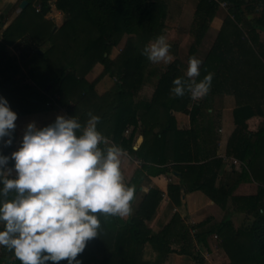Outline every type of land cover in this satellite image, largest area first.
<instances>
[{
    "label": "trees",
    "instance_id": "1",
    "mask_svg": "<svg viewBox=\"0 0 264 264\" xmlns=\"http://www.w3.org/2000/svg\"><path fill=\"white\" fill-rule=\"evenodd\" d=\"M27 1L29 3L26 8L0 35V95L7 98L18 116L66 108L71 117L76 116L81 110L84 113L87 109V111L93 110L97 104L95 100L98 99L94 91L98 80L88 83L85 77L96 64H101L104 68L102 75H109L117 80L116 98L113 100L114 103H111L116 107L113 115L110 116V120L113 119L111 132L108 131L113 143L124 150H131L137 130L139 131L140 124H144L145 120L140 113L141 109L145 108L148 112L156 111L157 114L161 111V107H164L167 119L162 126L163 129L144 143L139 156L144 161L159 164H165V160L169 157V160L176 163L173 169L180 173V183H170L167 194L177 207L183 205L184 190V194L202 192L227 211L231 190L226 187H215L216 175H212L210 170L212 162L199 164L208 155L207 152L202 153L203 144L198 142L192 125L197 123L202 109L196 103L188 110L191 99L187 91L183 96L174 95V98L170 96L174 87L172 83L174 78L189 79L181 75L182 64L175 60L169 65L168 70L160 75L153 99L144 107L142 104L134 106L131 104L134 95L145 84L147 57L141 54L142 50L150 40L161 33L164 34L166 4L162 0H55L53 3L50 0H42V9L32 7L34 14H31L27 12L31 1ZM221 3L227 4L228 11L232 15L223 21L214 44L202 60L200 75L196 79L199 81L209 72L213 74L207 97L222 92L225 82H234L232 88L230 86L226 89L236 96L238 105L234 110L237 129L229 141L228 154L245 163L253 177L260 179L264 184V120L256 133L249 130L250 126H255L256 119L264 115L262 108L264 52L255 49L259 42L257 31H264V0H199L195 12L199 23L195 21L192 26V32L198 39H201L202 33L207 30V25ZM257 5L262 8L263 14L255 19L253 29L245 32L240 26L244 11H253ZM52 6H55L65 17L64 23L56 31L53 23L46 20ZM4 19L3 16L0 17V27L4 26ZM25 35H31L33 40L39 42L53 44L42 54L38 50L30 54L22 44L16 43ZM124 35L128 36V39L120 54L113 60L110 57L112 49L121 44ZM56 38H61L68 44L64 42L62 46L57 43ZM12 45L17 47L20 56L9 52ZM65 47L69 49V54L73 53L72 57L63 50ZM50 54L51 56L57 54L60 57V63L58 62L60 66L51 72V77L39 73L45 68L44 60L46 62L51 58ZM23 66L29 67L28 79L32 83L26 82L21 88H14L19 85L16 77L23 70ZM152 73L150 72V75ZM49 86L50 90L47 91ZM42 89L47 91V94L43 93ZM51 91L52 94L49 93ZM242 97L248 100L242 103ZM173 111L188 114L192 127L186 126L187 128L180 129L172 115ZM156 114H152V117ZM154 127L155 125L153 129ZM249 135H252V138H249ZM14 137L16 139L15 130ZM11 151L13 150L9 149L4 153L10 154ZM154 167L143 165V169H147L152 176L166 174L169 171L165 167L159 169ZM142 176L143 172L137 171L132 180H138ZM128 185L134 188V196L130 201L132 206L135 200H138L136 198L138 190L134 183ZM263 197L264 188L255 196L232 199L233 204L246 202V208L254 214V221L250 226L236 228L233 218L226 214L221 222L215 223L213 228L204 233H199L197 227L211 222L212 218L194 226L198 232L195 237L206 243L203 241L205 234H208L206 232L218 235L221 238L220 246L229 258V264H264V205L258 209ZM143 198L139 202L137 215L130 216L126 221L115 216L117 220L115 223L111 216L98 214L101 220L99 236L87 243L84 249L85 255L90 252L93 244L100 246L101 251L106 250L107 244L104 245L105 237L102 230L108 228L118 231L117 224L123 229L115 235L118 250L98 264H161V258H165L170 252H175L169 247L168 242L172 240V235L186 228L179 222L180 215L176 214L162 232L153 234L147 222L153 219L163 199V192L157 189L151 190ZM182 241H187L186 234L182 237ZM147 243H152L153 249L145 248L144 245ZM148 250L152 253L157 252L154 260L146 259ZM2 251L4 255L0 257V264L2 260L16 264L15 261H10L11 252L3 247ZM180 251L186 253V247L182 246ZM83 252L78 254V257H82ZM193 259L197 264H205L204 259L199 256H193ZM47 264H67V261L66 259L60 262L49 261Z\"/></svg>",
    "mask_w": 264,
    "mask_h": 264
},
{
    "label": "clouds",
    "instance_id": "2",
    "mask_svg": "<svg viewBox=\"0 0 264 264\" xmlns=\"http://www.w3.org/2000/svg\"><path fill=\"white\" fill-rule=\"evenodd\" d=\"M171 44L161 33L143 48L153 63H170ZM202 60L189 57L186 76L173 79L171 91L193 100L206 96L213 74L197 81ZM81 122L58 114L44 126L29 122L19 147L6 154L0 147V246L20 264L67 261L82 264L78 254L99 236L98 214L126 216L134 188L124 181L125 150L98 129L91 112ZM18 113L0 95V145L14 143Z\"/></svg>",
    "mask_w": 264,
    "mask_h": 264
},
{
    "label": "crops",
    "instance_id": "3",
    "mask_svg": "<svg viewBox=\"0 0 264 264\" xmlns=\"http://www.w3.org/2000/svg\"><path fill=\"white\" fill-rule=\"evenodd\" d=\"M222 24L223 22L219 24V27L217 28V34ZM168 31H169L168 23H165L164 34L167 35ZM174 31L176 32V27L174 28ZM176 35L177 37L181 36L178 35L177 32ZM260 36L264 37L263 34H261ZM211 47L212 45L210 46V48ZM117 48L118 46L114 47L113 50L114 49L117 50ZM255 49L257 51L260 50L264 52V41L261 42L260 37H259V42L255 46ZM39 51L41 50H38V52ZM42 53L43 51H41L40 54ZM110 57L113 60L116 58V57L112 58V55ZM168 67L162 68L161 70H159V72L152 69L153 67L149 68L148 72L146 71L145 84L138 91V93L134 95L133 100H131V104H133V106L136 104L139 105L142 104L144 107L147 103H149L153 99L155 89L159 81V77L161 74L165 73L168 70ZM99 69L101 68L98 67V70ZM100 71L101 70H99L100 73L99 76H97V78H95L93 81L89 79L90 74L88 76L86 75L87 78L85 77L88 83H92L96 79L98 80L94 87V91L98 98L97 100H95V103L97 104L93 107V110L91 111H87L88 110L87 109L85 110L84 113V111L82 112L81 110L78 114H76V117L83 123L89 118L88 117L89 112L98 115L100 117V120L98 122L99 130L109 137L110 142H113L108 134L111 132V127L113 123V119L110 120V116L113 115L116 107L114 105H111V103H114L113 100H115L116 98V93L115 91H113V89L116 87V84L111 81V77L109 75H102L103 70L101 72ZM186 71H187V67L185 66L184 69H181V75L186 76ZM150 72L153 73L150 75ZM230 86L232 88L234 86V82L232 83L230 81L225 82L222 87V92L220 93L217 92L211 97H206L204 99V107L202 109L201 115L199 116L202 118L201 119L198 118V121L200 120V123L197 122L196 124L197 125L196 136L198 142L201 145L203 144L204 149L202 150V153L207 152L208 155V157L200 161L199 164L202 162H212V164L210 165V170H212V175H216L215 183H214L215 187L217 188L226 187L227 189L231 190V196L229 197L228 200L227 210L229 212L234 213V217H235L238 215L246 216L248 215L249 211L245 206L246 202L240 201V203L238 204H233L232 199L236 197L238 198V197L255 196L260 192L261 189L264 188V184L260 181V179H256L253 177L251 170L247 167L245 163L239 161L235 157L230 156L228 154L229 141L237 129V125H235L234 122V110L238 106L236 96L226 91V89H229ZM139 94L141 95V98H139ZM170 94H171L170 96L174 98L175 94L172 91ZM241 100L243 103L248 99L242 97ZM169 101H171V99H169ZM262 108L264 111V106ZM203 110H207L208 113L207 112L204 113ZM140 113L143 114L145 118L144 124H140V127L138 128L139 131L137 130V133L134 137V141L132 142L131 150H125V154L122 158V171H123L125 183L127 185L129 183H134V186L137 187L138 191L148 193L151 190L157 189L163 192V199L159 207L157 208L156 213L150 223L151 231L154 234H157L161 232V230L171 221V219L173 218L176 212H180L182 214V210H183L182 207H177L171 201V199L167 194L168 192L167 187L170 183L173 184L180 183V178H179L180 173H177L173 169V166L176 163H174L171 159L169 160V157L168 160H165L166 161L165 164L162 163L159 164V163L144 161V159L139 156V151L141 150L144 143L148 142L154 134L158 133L159 131H161V129H163L162 126L166 123V119H167L166 109H164V107H161V111H159V113L157 114L156 111L153 112L152 110H150L148 112L147 109L145 108H142ZM58 114L69 116L68 112L63 108L53 109L46 112L34 113L30 115L18 116V119L16 121L17 127L15 129L16 139L14 140V143L11 146L4 147L3 145H0V147L3 148L4 152L9 149L15 150L19 146V141L20 139H22L23 132L29 122L35 121L38 126H44L51 122H54ZM152 114H156L155 117H152ZM172 115L175 117L177 126L180 129L184 128V126L188 127L189 120H187L184 113L173 111ZM183 116L185 117V120L182 119ZM263 120H264V115L263 117H259L258 119H256L257 121L255 123L256 127L250 126L249 130L251 129V132L256 133V131L259 129L260 125L262 124ZM153 125H155L154 129H153ZM146 126H148L147 129ZM249 138H252V135H249ZM160 154H162V152H160ZM200 157H201V153H200ZM143 165L145 166L153 165L155 166L154 168L156 169L165 167L168 168L169 171H167L166 174H161L159 176H152L147 169H143ZM137 171H142L143 176L138 178V180L133 181L132 179ZM208 178L209 177H206V179ZM184 193L185 191L183 190L182 206L184 210L189 209L190 214L187 215L192 220H196L197 216L201 215V219L203 217L205 219L213 217L214 220L212 222L214 223H218L222 221L225 214V210H223L214 201L210 200L206 194L202 192H193L190 194H184ZM138 195L140 197V193ZM263 203H264V197L263 200L261 201V204ZM130 214L131 212L126 216L123 217L119 216V217L123 220H127ZM208 240L211 246V244H213L212 237L209 236ZM184 242L182 241L181 245L187 244V241ZM169 246H171V243L169 244ZM168 259L169 257L165 256V260L162 263L168 264Z\"/></svg>",
    "mask_w": 264,
    "mask_h": 264
},
{
    "label": "rangeland",
    "instance_id": "4",
    "mask_svg": "<svg viewBox=\"0 0 264 264\" xmlns=\"http://www.w3.org/2000/svg\"><path fill=\"white\" fill-rule=\"evenodd\" d=\"M22 1L23 0H0V17L3 16L5 18L4 19L5 20L4 26L0 27V35L3 33V31L9 25H11V23L24 10V9L20 8V4ZM30 1H31V6L28 8L27 12L34 14V10L32 7H34L35 9H39V10L42 9V0H30ZM50 1L53 3L55 0H50ZM162 1L167 6L166 23H168L169 31L167 32L166 36L168 38V42L171 44L170 52L173 56V59L170 63H163V62L153 63L147 59V66H146L147 72L149 71V68H152V67H153L152 69L159 72V70H161L162 68H167L175 60H178L182 64V66H183L182 69H184L185 66L188 68L189 57H191L193 55H195L196 57L203 60L206 57L207 53L209 52L210 46L213 45L215 42V39L217 37V35H216L217 34V28L219 27V24H221L228 16L232 15L228 11L227 4L221 3L220 8L218 9V11L214 15V17L210 20L209 24L207 25L208 26L207 30L204 33H202L203 35L201 36V39H198L194 35V33L192 32V30H193L192 26H194L195 21H196V23H199V20L195 17V12L197 10L199 0H162ZM262 14H263V10L258 5L256 6L255 10H253V11L245 10L244 15H243V20L241 22V27L245 31H249V30L253 29V27L255 25V19L260 18L262 16ZM64 18H65L64 14H62L60 11H58L55 6H52L51 12L49 14H47V16H46V20L51 21L53 23V25L55 26L54 31H56L58 28H60V26L64 23V20H65ZM200 22H201V20H200ZM175 27H176V32L178 33V35H181L180 37H177L176 32L174 31ZM257 32L259 33V37H260L261 42H263L264 37H261L260 35L261 34L264 35V31L261 30V31H257ZM127 39H128V36L124 35L122 38V42L118 46L117 50L112 49V52H111L112 58H115L118 54H120V52H121L123 46L125 45ZM56 40H57V43H59L62 46H64V42H66L61 38H56ZM17 42L22 44L24 46L25 50L29 51L30 54H32L36 50L48 51L47 49L51 46V44H53L52 42L43 43L42 41L39 42V41H36L35 39L33 40V37L31 35H25V36H23V38L18 39V41H16V43ZM63 50L67 51V54L69 57H72L73 53L69 54V49H67L65 47V49H63ZM9 52L12 55L20 56V52H18L17 47H15L14 45L10 46ZM50 56H51V54H50ZM59 58L60 57L56 54V55L51 56V58L48 61L45 62V60H44L43 66L45 68H42V70H40L39 73L40 74H48V76L51 77L52 76L51 72L55 68H58L60 66V64H59L60 59ZM21 63H23V61H21ZM57 64H59V65H57ZM98 67L101 68L99 70H101V71L103 70V66L101 64H96L90 70V72L87 74V76L90 74L89 79H91L92 81L95 78H97V76H99V74H100ZM28 70H29V67L23 66V70L16 77L19 85L14 86V88H21L22 84L26 83V82L32 83V81L30 79H28V75H29ZM24 74H26V75H24ZM87 76H86V78H87ZM86 78H85V80H86ZM108 80H109V77H108ZM111 81L115 84L117 82L115 77H111ZM48 90H50V87ZM115 90H116V87L113 89V91H115ZM47 91L42 89L43 93H46ZM49 93L52 94L53 91H51ZM151 96H152V94H151ZM189 96H190V94H189ZM206 97L204 96V97L200 98L199 100H193L190 96L191 101L188 105V110H190L193 107V105L196 103L198 104V107L200 106L201 109H203L204 99ZM208 97H211V96H208ZM139 98H141L140 94H139ZM74 101H76V100H74ZM73 105H74V103H72V106ZM63 109L66 110V108H63ZM203 111H204V113L207 112V110H203ZM184 115L187 118V120H189L188 121L189 125L187 123L188 128H191L193 126V128L196 131V129H197L196 124L197 123L195 125L191 126L189 115L186 113H184ZM198 116H200V115H198ZM185 117L183 116L182 119L185 120ZM198 118L201 119L202 117H198ZM198 118H197V122L200 123V120L198 121ZM184 127H186V126H184ZM138 192L140 193L141 198L139 197V195H136V198H138V200H135L134 204H132V208H131V214L132 215L130 214V216H136L137 215V211L139 208V202L142 201L144 199L143 198L144 195L147 194V193L141 192V191H138ZM263 205H264V203L261 204V206L258 207V209L261 208ZM180 207H182V209H183L182 214L180 212H176L174 214V216L176 214H179L181 217L179 222H181V224L185 225L186 228H185V230L183 229L182 231L177 232L176 234L172 235V238H171L172 240L170 241L171 246H169V247L175 252L168 253V255H167L169 257L168 264H192V262H193V264H197L194 261L193 256H199L200 258H203L205 264H229V258L226 256L225 252L223 251V249L220 246L221 238L218 235L206 232L208 234H205V240H203V241H206V243L199 241L197 239V237H195L198 234V232L204 233L206 230L213 228L212 226H214L215 223L212 221L214 220V218L212 217V219H213V220H211L212 223L209 221L206 224L197 227V231H198L197 232L196 228H194V226H197L198 224L207 220L208 218L205 219L203 217L201 219V215H199V216H197L196 220H192L187 215V214H190L189 209L184 210L183 206H180ZM187 208H188V206H187ZM226 214H228L227 215L228 217L233 218V222H234V225L236 228H240L242 226L243 227L250 226L252 224V222L254 221V214L252 212H249L248 215H246V216L245 215H243V216L238 215V216L234 217V213L229 212L227 210V211H225L223 219L225 218ZM130 216H129V218H130ZM111 217L113 218V222L116 223L117 220H116L115 216H111ZM104 219H105V217H104ZM172 219H171V221H172ZM124 221H126V220H124ZM150 223H151V221L147 222V226L151 230ZM117 228H118L117 229L118 231L110 230L108 228H105L102 230L103 231L102 232L103 237H105L104 238V242H105L104 245L107 244V249L104 251H101L100 246L97 247L95 244L91 245L90 252H88L87 255H85V250H84L83 254H81L82 257H78V259H80L82 261V264H96V263L98 264L104 258L108 257L109 255L115 254V252L118 250V245H116L117 239H116L115 235L117 232H121L123 230L122 228H120L118 226V224H117ZM162 230H161V232H162ZM185 234L187 237V244L181 245L182 244V237ZM209 236L212 237V241H213V244H211V246H210V243L208 240ZM149 237H151V236L149 235ZM168 244H169V242H168ZM144 246H145V248L153 249L152 243H149V244L147 243ZM182 246H184L186 248L188 247L185 251L186 253H183V251H180V250H182ZM3 255H4V253L2 251V246H0V257H2ZM8 255H10V253H8ZM155 256H157V252H155V251H154V253H152L151 250H148L146 252V259L154 260ZM10 258H11L10 259L11 262L13 260L16 262V264H20V261L18 259H16L13 256V254H11ZM164 260H165L164 257L161 258L162 262H164ZM1 264H10V263L8 262V260H2ZM152 264H155V263H152Z\"/></svg>",
    "mask_w": 264,
    "mask_h": 264
},
{
    "label": "water",
    "instance_id": "5",
    "mask_svg": "<svg viewBox=\"0 0 264 264\" xmlns=\"http://www.w3.org/2000/svg\"><path fill=\"white\" fill-rule=\"evenodd\" d=\"M28 5V1L27 0H23L20 4V8L21 9H25L26 6ZM39 53H41V51H39ZM50 87V86H49ZM49 87L47 88V90L49 89Z\"/></svg>",
    "mask_w": 264,
    "mask_h": 264
},
{
    "label": "built area",
    "instance_id": "6",
    "mask_svg": "<svg viewBox=\"0 0 264 264\" xmlns=\"http://www.w3.org/2000/svg\"><path fill=\"white\" fill-rule=\"evenodd\" d=\"M47 105H50V104H47Z\"/></svg>",
    "mask_w": 264,
    "mask_h": 264
}]
</instances>
